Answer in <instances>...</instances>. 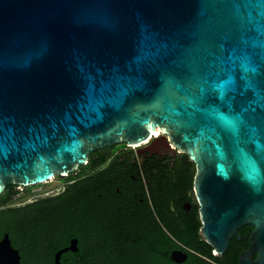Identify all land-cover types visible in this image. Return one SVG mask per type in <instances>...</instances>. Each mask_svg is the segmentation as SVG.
I'll return each mask as SVG.
<instances>
[{
  "label": "water",
  "instance_id": "obj_1",
  "mask_svg": "<svg viewBox=\"0 0 264 264\" xmlns=\"http://www.w3.org/2000/svg\"><path fill=\"white\" fill-rule=\"evenodd\" d=\"M160 132L196 165L206 240L254 223L264 264V0H0V194Z\"/></svg>",
  "mask_w": 264,
  "mask_h": 264
},
{
  "label": "flooded vegetation",
  "instance_id": "obj_2",
  "mask_svg": "<svg viewBox=\"0 0 264 264\" xmlns=\"http://www.w3.org/2000/svg\"><path fill=\"white\" fill-rule=\"evenodd\" d=\"M195 173L161 132L95 149L67 175L6 186L0 240L9 237L21 264H242L243 254L254 264L256 224L240 226L223 251L204 237Z\"/></svg>",
  "mask_w": 264,
  "mask_h": 264
},
{
  "label": "rangeland",
  "instance_id": "obj_3",
  "mask_svg": "<svg viewBox=\"0 0 264 264\" xmlns=\"http://www.w3.org/2000/svg\"><path fill=\"white\" fill-rule=\"evenodd\" d=\"M58 181L55 179L53 182H51L50 184H48V186H52L54 185L55 183H57Z\"/></svg>",
  "mask_w": 264,
  "mask_h": 264
},
{
  "label": "snow or ice",
  "instance_id": "obj_4",
  "mask_svg": "<svg viewBox=\"0 0 264 264\" xmlns=\"http://www.w3.org/2000/svg\"><path fill=\"white\" fill-rule=\"evenodd\" d=\"M229 124H231L232 122L231 121H228Z\"/></svg>",
  "mask_w": 264,
  "mask_h": 264
},
{
  "label": "trees",
  "instance_id": "obj_5",
  "mask_svg": "<svg viewBox=\"0 0 264 264\" xmlns=\"http://www.w3.org/2000/svg\"><path fill=\"white\" fill-rule=\"evenodd\" d=\"M9 186H12V185H9Z\"/></svg>",
  "mask_w": 264,
  "mask_h": 264
},
{
  "label": "built area",
  "instance_id": "obj_6",
  "mask_svg": "<svg viewBox=\"0 0 264 264\" xmlns=\"http://www.w3.org/2000/svg\"><path fill=\"white\" fill-rule=\"evenodd\" d=\"M155 135H157V134H155Z\"/></svg>",
  "mask_w": 264,
  "mask_h": 264
}]
</instances>
